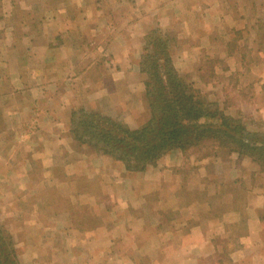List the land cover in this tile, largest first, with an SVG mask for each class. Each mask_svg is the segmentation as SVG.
I'll use <instances>...</instances> for the list:
<instances>
[{
	"label": "rangeland",
	"instance_id": "1",
	"mask_svg": "<svg viewBox=\"0 0 264 264\" xmlns=\"http://www.w3.org/2000/svg\"><path fill=\"white\" fill-rule=\"evenodd\" d=\"M258 2L250 3L252 6L245 2V12L238 6L237 14L247 17L241 27L251 31L249 35L232 33L231 37L198 36L190 40L188 34L197 29L195 18L200 12L182 16L187 4L179 10V2L174 1L54 0V8H63L66 16H76L71 39L78 51L74 56L63 54L59 62L62 76L75 79L72 73L84 68L90 78V87L84 91L96 90L101 80L107 92L100 101L91 95L90 103L72 108L63 133L54 130V161L41 168L28 164L25 179L7 178L3 182L4 169L8 168L0 164V228L11 241L6 249L12 250L17 264H180L176 253L187 246L183 244L186 230L178 225L180 210L188 214L195 196L190 192L187 196L164 197L174 188L169 181L156 180L158 176L176 172L180 183L186 179L185 186L192 188L194 181L200 180L201 163L209 180L203 187L224 195L233 190L224 181L229 169L223 163L230 161L229 156L249 159L256 173H264V167L253 157L229 152L212 140L185 152L170 149L143 169L129 170L124 161L101 151L104 144L95 139L91 127L104 118L132 131L146 124L150 115L144 99L148 80L144 67L154 60L147 55L148 50L153 54L152 44L161 38L169 67L185 83L177 90L196 91L226 115L239 116L246 132L264 134V37L256 35L258 28L264 29V0ZM99 13L107 19L101 26L96 23ZM254 16L258 19H252ZM213 26L214 31L224 33L220 25ZM192 43L194 50L186 52ZM76 62L84 67H75ZM112 73L117 77L113 81ZM54 75L59 76L58 69ZM236 84L238 87H233ZM74 87L79 93L84 89L80 83ZM31 122L33 126L36 120ZM32 131L16 134L9 145L10 156L16 157L17 148L22 146L33 152ZM9 147L0 142L2 153H8ZM170 152L183 158L178 170L163 166L162 160ZM10 169L22 171L19 164ZM241 169L234 168L238 173ZM226 239L218 238L217 243L209 239L200 250L213 252L217 247L218 264H235L231 255L238 246L234 243L238 236L232 233ZM190 247L194 255V246Z\"/></svg>",
	"mask_w": 264,
	"mask_h": 264
},
{
	"label": "crops",
	"instance_id": "2",
	"mask_svg": "<svg viewBox=\"0 0 264 264\" xmlns=\"http://www.w3.org/2000/svg\"><path fill=\"white\" fill-rule=\"evenodd\" d=\"M172 1L179 2V10L188 5L186 12L180 13L182 16H187L191 11L200 12L195 18L198 24L194 26L197 29L194 30L191 25L194 31L188 34L192 38L190 40L198 36L206 39L231 37L232 33L238 36L249 35L251 31L247 32L241 27L247 17L237 14L238 6L241 5L245 12V2L247 6H252V2L260 4L259 0H240V3H236L237 0H161L167 4ZM65 16L63 8H54V0H0V142L4 147H9L16 134L33 128L32 153H28L29 147H18L16 158L10 156L11 147L6 151L10 150L8 153H2L0 148V164L7 165L4 168H8L4 169L2 182L18 177L25 179L24 172L30 168L28 164L34 163L41 168L47 162L54 161V130L63 133L71 109L90 103L91 95L96 102L105 98L107 91L104 86L101 87V80H98L96 90L84 91L85 87H90V78L81 62L74 63L75 67L83 68L82 71L75 70L72 73L71 77L76 80L62 76L59 70L63 54L74 56L78 51L77 47H73L71 39L74 31L71 27L76 23V16ZM104 17L99 13L96 23L103 25L107 20ZM253 18L258 19V16ZM180 22L185 23L182 20ZM213 25H220L224 33L214 31ZM258 30L256 35L264 37V29ZM79 33L84 36L81 31ZM67 36L70 41L66 39ZM192 44L186 46V52L194 50L195 43ZM85 54L83 51L82 57ZM70 56L68 55V61ZM119 65L116 66L120 67ZM90 67L91 63L86 66L87 69ZM55 69H58L59 76L54 75ZM116 78V74L112 73L110 79L113 81ZM77 83L84 86L80 93L74 87ZM233 87H238V84ZM32 119L36 120L33 126ZM2 156H6L7 161L3 162ZM228 160L230 161L223 163L229 169V173L224 174V181L233 190L224 195H220L214 188L208 190L203 187L209 180L201 163L197 175L200 180L194 181L195 187L185 186L186 179L180 183L176 172L171 174L172 171L156 179L169 181L171 188H174L173 192L168 193L171 195L166 194L164 197L187 196L190 192L195 196L194 205L189 207L191 211L188 214L187 210L180 208L178 225L180 229L186 230L183 234L186 241L183 244L187 245L176 253L180 264H218L221 258L217 247L213 252H203L200 249L209 239L216 243L218 238L228 241L226 238L230 234L232 236V233L238 236V241H234L238 246L232 251V263L264 264V173H256V168L249 159L231 155ZM162 161L163 166L170 169L178 170L183 165V158L177 152L168 153ZM15 164H19L21 172L10 169ZM236 166L242 167L239 173L234 170ZM224 201L226 204H223ZM190 246H194V255L191 254L193 252L190 250L193 248Z\"/></svg>",
	"mask_w": 264,
	"mask_h": 264
},
{
	"label": "trees",
	"instance_id": "3",
	"mask_svg": "<svg viewBox=\"0 0 264 264\" xmlns=\"http://www.w3.org/2000/svg\"><path fill=\"white\" fill-rule=\"evenodd\" d=\"M164 44L161 38L154 40L153 54L149 50L147 53L154 60L144 67L145 71L142 69L148 75L144 94L148 121L133 131L109 119L98 121V125L91 127L95 139L104 144L101 151L124 161L127 169L137 170L170 149L185 152L212 140L229 152L248 154L264 167V134L246 132L239 116L226 115L217 104L206 101L196 91L177 90L185 83L169 67ZM10 244L0 228V264H17L12 250L6 249Z\"/></svg>",
	"mask_w": 264,
	"mask_h": 264
}]
</instances>
